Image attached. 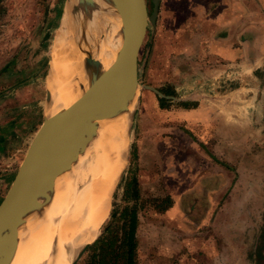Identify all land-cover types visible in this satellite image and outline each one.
Wrapping results in <instances>:
<instances>
[{"label":"rangeland","instance_id":"rangeland-1","mask_svg":"<svg viewBox=\"0 0 264 264\" xmlns=\"http://www.w3.org/2000/svg\"><path fill=\"white\" fill-rule=\"evenodd\" d=\"M150 1L144 0L147 13ZM207 3L158 0L155 20L146 24L137 47V100L124 167L99 232L110 241L111 252L102 255L101 245L92 240L75 250L73 264H121V240L130 210L136 220L134 264H248L246 254L254 244L255 264H264V126L257 129L254 149L240 143L218 145L216 157L231 166L222 169L208 157L213 145L196 140L203 130L193 128L185 110L203 103L208 91L206 63L201 62L208 50ZM66 7L70 10L68 0H0V165L13 161L17 169L45 113L49 49ZM141 85L155 88L162 96ZM142 102L146 106L141 107ZM214 166L224 175V185L219 186L220 198L203 220L208 196L190 198L188 185L200 178L194 169ZM179 194L174 216L167 208ZM198 225L200 233H193L191 227ZM199 236L204 243L214 236L218 251L205 244L209 257L201 256L202 252L193 255L201 246Z\"/></svg>","mask_w":264,"mask_h":264},{"label":"bare ground","instance_id":"bare-ground-1","mask_svg":"<svg viewBox=\"0 0 264 264\" xmlns=\"http://www.w3.org/2000/svg\"><path fill=\"white\" fill-rule=\"evenodd\" d=\"M79 5L96 31H91L94 63L106 65L117 47L116 37L124 29L118 25L124 15L121 1L79 0ZM83 36L76 17L64 8L49 49L44 85L50 97L45 113L74 101L88 78ZM119 99V108L110 117L90 126L85 142L63 167L51 192L30 214L10 264H69L78 247L99 235L112 189L124 167L137 87L125 83ZM105 112L103 108L101 114Z\"/></svg>","mask_w":264,"mask_h":264},{"label":"crops","instance_id":"crops-1","mask_svg":"<svg viewBox=\"0 0 264 264\" xmlns=\"http://www.w3.org/2000/svg\"><path fill=\"white\" fill-rule=\"evenodd\" d=\"M207 1L208 8L204 22L208 26L206 32L208 50L207 59L201 62L203 65L204 62L206 63L204 78L207 81L208 91L203 103L185 110L188 112L187 115L190 114L193 128L203 130L200 138L196 140L201 144L213 145L212 149L209 148L208 154L213 161L212 164L220 165L222 169H230V164L224 161V158L216 157V152H219L218 145L229 142L240 143L245 145V148L249 149L252 146L254 149L257 129L261 130L264 126V0ZM143 106L146 104L144 103ZM1 139L3 138L0 136V143ZM250 154L247 156L249 157ZM0 166L1 195L6 186L9 187L16 168L13 161H8L6 165L1 163ZM215 166L204 170L194 169L195 172H200V178L195 185H188L190 198L203 199V194L208 196L209 203H206L208 205L205 206L201 218L203 220L210 215L213 203L218 199L219 186L221 183L224 185V180L221 179L224 175ZM213 169L218 171L215 172L216 170ZM193 187L196 189L194 190ZM185 190L186 188L181 190L182 194L186 193ZM182 194L170 197L172 204H169L167 209L173 212L174 216L177 213L175 202ZM214 198L216 200L211 201ZM187 208L185 204L186 216ZM188 210L191 212L190 208ZM261 216L264 217V210ZM191 229L193 233L199 234L198 229L201 228L198 225L192 226ZM196 240L201 246L193 255L198 256L202 252L201 256L209 257L210 248L205 247V244H211L214 253L218 251L217 239L214 236L208 238L205 243L204 238L200 236ZM254 251L255 244L246 254L248 264H255Z\"/></svg>","mask_w":264,"mask_h":264},{"label":"water","instance_id":"water-1","mask_svg":"<svg viewBox=\"0 0 264 264\" xmlns=\"http://www.w3.org/2000/svg\"><path fill=\"white\" fill-rule=\"evenodd\" d=\"M120 1L124 15L118 25L124 29L116 37L117 47L110 61L103 65L99 61L94 63L91 31H96L89 17L82 11L79 0H68L70 12L84 31L89 75L79 86L74 101L54 112L48 110L44 113L0 201V264L11 263L30 214L40 208L43 199L51 192L63 167L85 142L90 126L107 119L119 108V95L125 83L131 82L136 86L137 47L146 24L152 25L155 20L158 0L150 1L149 13L144 0ZM102 10L103 15L109 16ZM141 87L162 96L151 86ZM49 97L46 91V105ZM103 108L106 112L101 114ZM84 247L77 252L76 258Z\"/></svg>","mask_w":264,"mask_h":264},{"label":"trees","instance_id":"trees-1","mask_svg":"<svg viewBox=\"0 0 264 264\" xmlns=\"http://www.w3.org/2000/svg\"><path fill=\"white\" fill-rule=\"evenodd\" d=\"M135 192V191H133ZM134 194V193H133ZM129 219H127V225H126V230L124 231V234H122V244H123V250L120 253V256L122 258V263L121 264H134L133 263V255H134V227H135V216L133 211H129ZM107 225L103 228V232L107 230ZM94 243H99L101 254H110V241L104 237V234L100 233L92 242ZM263 243H264V234H263ZM256 261V260H255Z\"/></svg>","mask_w":264,"mask_h":264}]
</instances>
